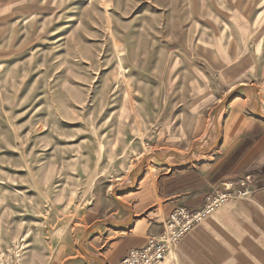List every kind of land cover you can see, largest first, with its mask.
Wrapping results in <instances>:
<instances>
[{
  "label": "rangeland",
  "instance_id": "obj_1",
  "mask_svg": "<svg viewBox=\"0 0 264 264\" xmlns=\"http://www.w3.org/2000/svg\"><path fill=\"white\" fill-rule=\"evenodd\" d=\"M243 95L264 104V0H0V249L25 237L48 264L50 234L96 264L84 243L217 145Z\"/></svg>",
  "mask_w": 264,
  "mask_h": 264
},
{
  "label": "crops",
  "instance_id": "obj_2",
  "mask_svg": "<svg viewBox=\"0 0 264 264\" xmlns=\"http://www.w3.org/2000/svg\"><path fill=\"white\" fill-rule=\"evenodd\" d=\"M250 101L246 96L232 101L217 145L200 143L202 149L157 176L151 200L140 204L136 217L84 243L96 264H120L132 248L159 235L174 210L199 209L215 188L224 189L246 177H250L249 198L223 205L183 238L163 264H233L251 253L264 257V104L251 113ZM75 245H55L49 234L45 259L48 264H77Z\"/></svg>",
  "mask_w": 264,
  "mask_h": 264
},
{
  "label": "built area",
  "instance_id": "obj_3",
  "mask_svg": "<svg viewBox=\"0 0 264 264\" xmlns=\"http://www.w3.org/2000/svg\"><path fill=\"white\" fill-rule=\"evenodd\" d=\"M250 177L239 182L228 183L224 189L215 188L199 209L181 207L174 210L164 222L163 231L151 237L143 247L132 248L120 264H163L171 252L196 226L202 224L223 205L234 199H247L251 195L248 187ZM26 238L12 242L0 250V264H24Z\"/></svg>",
  "mask_w": 264,
  "mask_h": 264
}]
</instances>
